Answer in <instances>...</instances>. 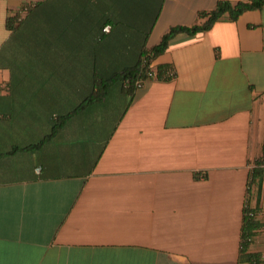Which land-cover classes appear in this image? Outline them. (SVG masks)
Instances as JSON below:
<instances>
[{
  "label": "crops",
  "instance_id": "0c3cea01",
  "mask_svg": "<svg viewBox=\"0 0 264 264\" xmlns=\"http://www.w3.org/2000/svg\"><path fill=\"white\" fill-rule=\"evenodd\" d=\"M218 1L0 0V264H242L248 185L264 259V7L115 77Z\"/></svg>",
  "mask_w": 264,
  "mask_h": 264
},
{
  "label": "trees",
  "instance_id": "16d2710c",
  "mask_svg": "<svg viewBox=\"0 0 264 264\" xmlns=\"http://www.w3.org/2000/svg\"><path fill=\"white\" fill-rule=\"evenodd\" d=\"M264 7V0H242L236 4H231L227 1H218L214 7L209 12H200L198 14V18L200 20L199 23L192 26H176L169 29V31L162 37L161 41L154 47L144 50L142 53L137 65L134 69L126 70L118 75H115L116 78H120L123 81L124 87L126 91L131 94L134 89V83L140 78L145 76L147 70L153 69V61L154 59L164 53L168 48L169 42L172 38L180 34L186 35H196L198 33H203L208 31L216 22L227 17V19L234 21L238 18L240 14L245 11L258 10ZM15 19L7 18L6 19V28L12 29ZM157 78L161 80H169L165 77V72L171 70L166 66H159L156 69ZM114 77V79H115ZM113 79V80H114ZM106 88V84L101 86V88L92 96L86 98L84 101L80 103V105L75 109V111L80 110L91 103L92 100L98 99ZM69 115L63 117L59 121H57L52 128V131L49 135H47L40 143L34 146L26 147L25 149H33L39 147L45 140L49 139L53 136L55 131L59 129L66 118ZM264 149V148H263ZM264 164V152L262 157L255 161V167L250 173L249 183L254 182L257 179L259 174H264V168L261 166ZM248 183V184H249ZM247 198L245 204L247 206L243 208V220H242V235H241V253L244 257L242 264H264V259H260L259 255L252 254L248 252V248L250 244L246 241L247 238H254L258 233L261 225L258 223L256 218V209L250 207V196L249 189L247 187ZM252 212L254 217H249L248 213Z\"/></svg>",
  "mask_w": 264,
  "mask_h": 264
},
{
  "label": "built area",
  "instance_id": "2783aa9c",
  "mask_svg": "<svg viewBox=\"0 0 264 264\" xmlns=\"http://www.w3.org/2000/svg\"><path fill=\"white\" fill-rule=\"evenodd\" d=\"M109 29H110V26H105V27L103 28V31H104V32H108ZM164 75H165V77H167L168 79H172V78H174V74H173V72H172L171 70L166 71ZM153 78H154V79L157 78V73H156V71H154V69L147 70V72L145 73V76H144L143 78H141V79L139 78V79L134 83V87H135L136 89H137V88H140V87L143 85L144 81L149 80V79H153ZM261 166L264 168V164L261 165ZM248 189H250V186H249V185H248ZM244 206L246 207L247 204H245ZM248 216H249V217H254L252 212H249V213H248ZM246 241L249 242V243H252V242L254 241V238H247ZM259 257H260V256H259ZM260 259L262 260V257H260ZM254 264H255V262H254Z\"/></svg>",
  "mask_w": 264,
  "mask_h": 264
}]
</instances>
